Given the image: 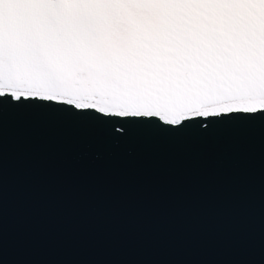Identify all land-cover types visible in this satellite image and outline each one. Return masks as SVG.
I'll list each match as a JSON object with an SVG mask.
<instances>
[{"label":"water","instance_id":"1","mask_svg":"<svg viewBox=\"0 0 264 264\" xmlns=\"http://www.w3.org/2000/svg\"><path fill=\"white\" fill-rule=\"evenodd\" d=\"M189 119L0 99V264H264V116Z\"/></svg>","mask_w":264,"mask_h":264},{"label":"bare ground","instance_id":"2","mask_svg":"<svg viewBox=\"0 0 264 264\" xmlns=\"http://www.w3.org/2000/svg\"><path fill=\"white\" fill-rule=\"evenodd\" d=\"M71 21L85 40L61 67L76 90L150 92L194 73L217 75L229 59L221 51L229 28L238 30V52L264 50V0H0V81L11 57L24 91H47L58 24ZM236 56L230 61H243ZM242 66L241 74L253 71Z\"/></svg>","mask_w":264,"mask_h":264},{"label":"snow or ice","instance_id":"3","mask_svg":"<svg viewBox=\"0 0 264 264\" xmlns=\"http://www.w3.org/2000/svg\"><path fill=\"white\" fill-rule=\"evenodd\" d=\"M42 7H47L42 6ZM7 91L0 99L24 103L60 101L76 111H96L119 118L156 119L172 128L191 118L264 116V78L257 71L239 76L194 73L167 87L150 92L84 91L52 85L42 93L26 94L13 58L8 59Z\"/></svg>","mask_w":264,"mask_h":264},{"label":"rangeland","instance_id":"4","mask_svg":"<svg viewBox=\"0 0 264 264\" xmlns=\"http://www.w3.org/2000/svg\"><path fill=\"white\" fill-rule=\"evenodd\" d=\"M229 30L231 29L229 28L227 30H223L228 33L229 39L224 37L223 41L225 46H223L222 50L220 49L221 51L229 54V59L226 57V54H224L225 60L222 61V64L218 65V70L216 71L218 72L217 75L233 77L239 76L241 75V72H239L238 69H243L244 67L242 65H247L250 70L252 69L253 71H257L261 75V77L264 78V50L260 47L255 46L254 44L253 47L244 45L242 50L238 52V50L234 46L235 43L232 40L237 34L238 30L236 29L231 31L233 34L230 33ZM220 50L219 53H221ZM235 56L236 58L243 59V61L237 62L235 60L231 62L230 60L235 58ZM209 58L212 59V57Z\"/></svg>","mask_w":264,"mask_h":264},{"label":"clouds","instance_id":"5","mask_svg":"<svg viewBox=\"0 0 264 264\" xmlns=\"http://www.w3.org/2000/svg\"><path fill=\"white\" fill-rule=\"evenodd\" d=\"M3 53L2 52H0V62H2L3 61ZM0 83H2V86L3 87H7V76H5L4 78H3V80L2 81H0ZM25 86H27V85H22V87H25ZM0 91H2V90H0Z\"/></svg>","mask_w":264,"mask_h":264}]
</instances>
